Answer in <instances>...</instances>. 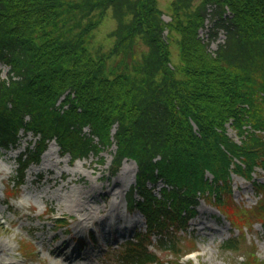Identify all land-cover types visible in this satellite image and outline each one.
Listing matches in <instances>:
<instances>
[{"label": "trees", "instance_id": "16d2710c", "mask_svg": "<svg viewBox=\"0 0 264 264\" xmlns=\"http://www.w3.org/2000/svg\"><path fill=\"white\" fill-rule=\"evenodd\" d=\"M109 8L113 40L102 50L93 31ZM209 8L210 37L225 31L214 55L198 36ZM162 14L157 0H0V61L9 66L0 76V146L16 145L21 131L36 136L17 158L15 182L52 138L72 159L102 160L114 144L112 173L133 159L129 205L145 228L114 251L117 264H179L157 252L178 251L201 198L242 232L264 224V180L253 177L259 167L264 179V0H170V19ZM232 174L252 183L254 206L234 201ZM158 179L169 186L159 195ZM221 248L240 249V235ZM237 264L264 259L251 251Z\"/></svg>", "mask_w": 264, "mask_h": 264}, {"label": "rangeland", "instance_id": "374dc122", "mask_svg": "<svg viewBox=\"0 0 264 264\" xmlns=\"http://www.w3.org/2000/svg\"><path fill=\"white\" fill-rule=\"evenodd\" d=\"M169 2L170 0H158L165 21L169 19ZM211 13L209 8L205 25L199 30V36L205 42L209 40L208 32L212 30L215 20ZM114 24L115 20L109 8L93 32V47L99 46L104 50L110 48L113 38L108 33L114 28ZM223 39L224 30L219 28L217 37L209 41V50L214 49ZM169 40L172 62H177L179 49L174 35H171ZM0 68L1 75L6 76L8 67L0 64ZM228 134L234 136L232 130H228ZM32 139L30 133H22L16 146L9 149L0 148V259L11 261L12 264H70L62 260L61 256L55 255V250L62 248L63 255L72 257L71 264H75L76 260L79 264H114V253L110 250L130 238L136 228H143L145 225L140 212L135 209L128 212L126 207L128 190L134 184L135 163L130 159H123L117 172L111 174L113 145L102 151V163H96V158L92 155L72 162L67 154H60L54 141H50L39 162L30 164L26 169L23 184L14 188L10 198H7L4 190L8 191L13 183L17 155L24 151L26 144ZM46 151L49 156L43 159ZM122 165L128 169L124 174L119 172ZM258 171L261 172L260 169ZM115 180L117 182L114 184ZM161 185L162 182H158L156 188ZM107 188H112V193L106 195ZM232 189L234 201L241 202L244 207L255 204L257 196L253 186L242 176L232 175ZM78 193H81V198L90 200L93 206L97 204L105 209L115 201V208L110 212L111 217L104 218L100 212L95 211L94 223H88L84 230L77 229L73 223L76 207L68 202L71 196L77 197ZM50 213L66 218L67 226L55 225ZM89 230L94 235L91 238L87 235ZM188 232V240L193 241L195 248L200 252L188 262L189 264H235L242 253L229 254L220 249V244L233 236L237 229L207 200L200 199L198 202L196 214L190 219ZM238 233L240 236L245 234L240 238V247H255L258 256L264 258L263 224L256 221ZM186 241L183 242L185 245ZM24 242L30 243L27 246L32 247L33 254H20V244ZM83 243L86 244L85 247ZM78 253L81 254L76 256ZM163 255L171 257L167 253Z\"/></svg>", "mask_w": 264, "mask_h": 264}, {"label": "bare ground", "instance_id": "6f19581e", "mask_svg": "<svg viewBox=\"0 0 264 264\" xmlns=\"http://www.w3.org/2000/svg\"><path fill=\"white\" fill-rule=\"evenodd\" d=\"M46 156H49V152L46 151L43 155V159H45ZM127 168L122 165L121 166V170L119 171L120 173H126L127 172ZM117 182V180L114 181V184ZM110 192L112 193V188H107L106 190V195L110 194ZM81 193H78L77 197H70V200L68 202L69 205L73 204L74 207H76V211L78 212L77 214V218L75 220V226H78L80 228H84L86 226V223L88 221H92L94 215H95V211L100 212L102 214V216L104 218H110L111 214L110 212L113 211V209L115 208V201H113V203L110 205V207H108L107 209H105V207L100 206L99 205H95L93 206L90 202V200H88L86 197L81 198L80 195ZM114 194V193H113ZM67 200V201H68ZM75 202V203H74ZM113 207V208H112ZM114 217H117V215H114ZM110 222V220H109ZM63 249L60 248L59 250H55V255L56 256H61L62 260H66L71 264V259L72 257L68 256V255H63ZM81 253H78L76 256L80 255ZM75 264H79L78 261L76 260V262H74ZM0 264H12L10 261H5V260H1L0 259Z\"/></svg>", "mask_w": 264, "mask_h": 264}]
</instances>
